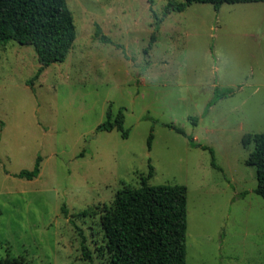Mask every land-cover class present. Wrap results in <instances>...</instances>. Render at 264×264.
Listing matches in <instances>:
<instances>
[{"label": "rangeland", "instance_id": "374dc122", "mask_svg": "<svg viewBox=\"0 0 264 264\" xmlns=\"http://www.w3.org/2000/svg\"><path fill=\"white\" fill-rule=\"evenodd\" d=\"M169 1L183 0H155L160 18ZM67 3L77 39L33 86L34 48L0 43V263L90 264L85 238L107 264L103 208L145 178L188 190L187 264H264V198L243 144L264 133V2L196 3L159 28L148 0ZM120 108L124 129L98 131ZM38 157L39 176L18 177Z\"/></svg>", "mask_w": 264, "mask_h": 264}, {"label": "trees", "instance_id": "16d2710c", "mask_svg": "<svg viewBox=\"0 0 264 264\" xmlns=\"http://www.w3.org/2000/svg\"><path fill=\"white\" fill-rule=\"evenodd\" d=\"M157 28L172 12H184L193 4H211L219 9L224 4L258 3L264 0H183L169 1L160 18L154 11L155 0H148ZM98 33L101 39L110 40ZM77 39L73 13L67 0H0V43L15 41L23 46H32L40 64L31 85L44 71L55 63L65 62ZM155 41V36L152 42ZM217 101H213L211 105ZM111 109L107 120L98 126V131L123 130L124 109L120 108L114 121ZM196 122L197 119H194ZM3 126V123L1 124ZM178 133L182 129L173 125ZM127 134H124L126 138ZM192 147L208 150L190 138ZM245 147L254 144L247 165L257 168L258 185L255 193L264 198V133L247 134L243 139ZM212 153V166L221 169ZM41 172V157H38L32 171H22L20 178L33 180ZM149 180H142L141 189L124 187L115 196L112 205H105L100 223L104 232V244L98 247L101 255L107 257V264H187L188 190L184 186H150ZM93 209H90L91 211ZM82 240L85 261L95 264L92 252ZM22 258H13L8 253L0 264H24Z\"/></svg>", "mask_w": 264, "mask_h": 264}]
</instances>
